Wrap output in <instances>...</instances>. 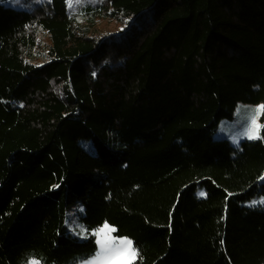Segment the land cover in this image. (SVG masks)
<instances>
[{"label":"trees","instance_id":"1","mask_svg":"<svg viewBox=\"0 0 264 264\" xmlns=\"http://www.w3.org/2000/svg\"><path fill=\"white\" fill-rule=\"evenodd\" d=\"M239 103L264 0L0 5V264H79L103 224L132 264H264V129L211 137Z\"/></svg>","mask_w":264,"mask_h":264},{"label":"rangeland","instance_id":"2","mask_svg":"<svg viewBox=\"0 0 264 264\" xmlns=\"http://www.w3.org/2000/svg\"><path fill=\"white\" fill-rule=\"evenodd\" d=\"M95 0H67L68 4L73 8L78 5L84 3H92ZM49 0H0V5L4 7H9L19 11H31L34 8H38L43 6L45 3H48ZM262 104H246V103H239L235 108L233 115L230 119H223L221 120L215 131L212 134L213 140H226L232 147H238L239 144L243 141H252L259 138L260 132L264 129V112H260L257 114L256 110L259 109ZM255 118V125H253L252 121ZM259 182H264V176L259 179ZM264 203V199L259 197L256 200L248 202L246 205L249 206H257L262 205ZM69 227L70 229L75 232L79 233L80 236L84 235V232L76 226L72 218L69 220ZM105 224H103L98 229L91 232V235L95 238L96 242V252L92 257L87 259L84 262L79 264H108L107 261L99 259L100 254V245L97 243L100 236L97 235L99 229H101ZM108 225V224H107ZM111 229H113L110 225H108ZM86 237V235L84 236ZM80 237V238H84ZM108 239L110 241H119L121 239L131 241L125 237H116L114 235V231L108 233ZM131 249L134 250L135 255L132 256L131 260L128 264H132L136 258V251L133 247L131 242ZM28 264H38L36 261L31 260Z\"/></svg>","mask_w":264,"mask_h":264},{"label":"snow or ice","instance_id":"3","mask_svg":"<svg viewBox=\"0 0 264 264\" xmlns=\"http://www.w3.org/2000/svg\"><path fill=\"white\" fill-rule=\"evenodd\" d=\"M257 114L264 112V106H261L256 110ZM255 125V118L252 121ZM114 231L107 224H105L101 229L98 230L97 235L101 237L97 241L100 245V254L99 259L105 260L108 264H128L132 256L135 255L133 249H131V241L119 240V241H110L108 239V233Z\"/></svg>","mask_w":264,"mask_h":264}]
</instances>
